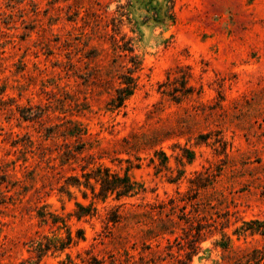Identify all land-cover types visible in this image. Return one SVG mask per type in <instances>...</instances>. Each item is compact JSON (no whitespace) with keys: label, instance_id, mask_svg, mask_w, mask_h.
<instances>
[{"label":"rangeland","instance_id":"rangeland-1","mask_svg":"<svg viewBox=\"0 0 264 264\" xmlns=\"http://www.w3.org/2000/svg\"><path fill=\"white\" fill-rule=\"evenodd\" d=\"M117 32L141 68L113 113ZM69 121L109 154L99 162L133 166L145 192L65 193L72 173L53 134ZM78 203L94 216L78 219ZM254 221L264 224V0H0V264H246L264 251V235L244 232Z\"/></svg>","mask_w":264,"mask_h":264},{"label":"trees","instance_id":"trees-1","mask_svg":"<svg viewBox=\"0 0 264 264\" xmlns=\"http://www.w3.org/2000/svg\"><path fill=\"white\" fill-rule=\"evenodd\" d=\"M119 35L120 33L117 32L109 40L115 51V59L112 62L111 69H119L113 76L116 86L107 103L108 110L113 113H120L125 108L126 102L134 95L137 88L136 74L141 68V62L135 54L133 41L125 35ZM101 52H104V50L101 49ZM111 69L107 73L111 74ZM181 78L184 88L179 93L183 97H189L193 93V88L191 86L187 87L191 76L184 74ZM164 95L170 96L175 102H178L179 98H176L177 96H174V93L166 94L164 92ZM66 124L62 125L61 129L53 134L57 139L61 138L63 140V144L59 146L57 157L60 161V166L72 173L64 180L62 190H65V193L70 195L71 189H77L82 192L85 199H88L87 191L90 190L94 199L105 201L109 197H114L116 200L130 199L145 192V189L134 181L129 174L130 170L134 168L133 166L127 167L124 174L112 171L111 168L99 162L105 157H109V154L100 151L96 154L92 152L94 147L86 138L87 129L77 121H69ZM114 161L112 160V162ZM77 208L78 211L75 215L78 219L93 217L96 213V210H94V214H92V209L80 203L77 204ZM114 215L115 217L112 218L111 222L116 223L118 222L119 213L116 212ZM59 221L61 219L56 217L53 224L56 225ZM244 225L246 228L244 230L245 233H261L264 235V224L254 221ZM206 229L203 226L191 228V232L195 231L192 235V240L189 242L191 250L196 251L198 249ZM71 241L72 237L68 235V242ZM64 248L66 247L62 245V249ZM252 254L253 257L249 258L246 264H260L264 260V251L254 250ZM93 261L91 264H99L97 260Z\"/></svg>","mask_w":264,"mask_h":264}]
</instances>
